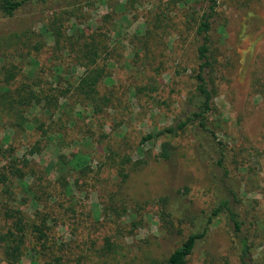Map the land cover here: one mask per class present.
<instances>
[{"label": "rangeland", "instance_id": "1", "mask_svg": "<svg viewBox=\"0 0 264 264\" xmlns=\"http://www.w3.org/2000/svg\"><path fill=\"white\" fill-rule=\"evenodd\" d=\"M208 4L48 0L14 18L0 13V39L25 32L23 44L32 54L31 43L46 45L37 54L40 66L33 65L29 76L39 98L59 109L54 122L44 121L33 137L0 113V148H15L36 172L28 190L14 185L13 194H5L0 185V203L8 201L31 225L19 264H164L190 235L206 229L188 264H240L234 226L225 215H213L224 199L243 222L255 264H264V0H218L211 35L218 71L208 119L212 133L196 123L142 143L146 135L194 111L189 99L197 67L196 30ZM45 25L58 36L70 27L86 35L100 29L105 73L99 96L85 108L67 101L72 81L52 78L54 45L42 34ZM26 51L23 59H13L10 70L21 71ZM70 51L62 55L72 53L79 62V54ZM258 65L253 87L251 74ZM77 70L78 75L84 71ZM37 108L30 116L45 119ZM166 142L168 160L162 158ZM35 146L37 153L29 155ZM221 146L228 174L219 163ZM80 156L87 163L72 166L84 161ZM11 223L3 221L2 228ZM0 264H8L2 250Z\"/></svg>", "mask_w": 264, "mask_h": 264}, {"label": "trees", "instance_id": "2", "mask_svg": "<svg viewBox=\"0 0 264 264\" xmlns=\"http://www.w3.org/2000/svg\"><path fill=\"white\" fill-rule=\"evenodd\" d=\"M37 2H48V0H0V13L5 18H14L22 10L26 9L29 5ZM218 8V0H209V4L203 15L201 16L200 22L196 30V60L197 67L194 70V92L190 97L189 101L194 106V111L189 113L186 120L179 121L176 125H171L163 130H159L156 133L146 135L142 143H147L152 140H157L164 135L172 136L177 135L178 132L185 131L190 126L198 123L204 131L211 132L209 127L208 119L211 110L213 109L214 99L216 98V58L214 53V41L212 40V31L214 30V24L216 21ZM100 29L93 32L92 34L86 35L80 27H70L65 30L64 34L56 35L50 32L49 26L45 25L43 28L44 35L51 39L52 48V60L55 62L54 68L60 73L57 75L55 69L52 70V78L57 83L62 81H72L69 87H72V99H68V102H75L74 105L82 106L85 108L88 101H93L99 96L98 88L101 84V80L104 77V67L101 63V54L103 49L102 34L99 32ZM68 32L71 34H68ZM27 33V32H26ZM25 32H16L4 35L0 39V73L3 75L0 79V113L6 115L10 119H15L19 122V128L28 137H33L37 130L43 129L45 125L44 121L54 122V116L59 113L57 105H51L44 103L45 101L39 97V93L33 88L29 74L32 75L31 71L36 70L35 66H40L37 60V54L42 51L41 41L36 40V43H31L32 50L23 44ZM27 58L23 60L21 71H13L9 69L14 58L20 55L23 59V51L26 50ZM78 53L79 62L87 61L82 64L78 61H74L72 53L66 58L62 53L67 52ZM25 55V56H26ZM66 59L69 63L67 64ZM21 61V60H19ZM260 64V63H257ZM35 65V66H33ZM70 67L74 71H69ZM82 67L84 71L78 75L77 69ZM29 72H25V69ZM259 65L253 70L251 74V81L253 87L258 81V70ZM255 72V73H254ZM257 72V73H256ZM257 80V81H256ZM52 84V83H51ZM32 85V86H31ZM92 91V94L90 93ZM43 94H48L47 90H43ZM48 101V96L46 97ZM41 109V115L45 119L41 120L30 116L32 110L36 108ZM68 107V105H66ZM65 107V108H66ZM37 108V109H38ZM61 137V133H57ZM56 135V133H54ZM213 135L215 133L213 132ZM10 138L7 139L9 141ZM222 144V142H220ZM170 143L166 142L162 145V158L168 160L170 158ZM38 151V147L35 146L28 150L29 155H35ZM0 185L3 186L5 194H13L11 191L14 185L20 186L23 189L29 188L28 180L35 177L36 172L34 167L26 156L19 157L15 148L2 147L0 148ZM220 165L226 170L227 152L226 149L221 146L220 148ZM82 156V155H81ZM79 157L84 160L77 165L70 163L72 166H82L87 163V157ZM131 162V160H127ZM63 162L58 161V165H62ZM139 164L133 167L138 169ZM84 169L81 168V171ZM226 170V174H228ZM122 175L128 178V174L124 172ZM8 201L0 203V251L2 250L3 255L6 258L8 264H19L22 255V246L24 245L25 235L27 234V224L25 217L19 210L10 209ZM213 215L223 216L225 215L230 223L234 226L235 237L239 243V262L240 264H255L253 246L250 238L243 231V222L239 220V214L231 207L230 199H224L220 205L215 209ZM212 219V218H211ZM12 220L11 226L7 229L2 228V223L5 221L8 223ZM212 221V220H211ZM30 225V224H28ZM31 226V225H30ZM4 230V231H3ZM208 232L206 229L202 233L192 234L188 237L184 243L172 252L164 264H188L189 258L193 254L196 245L199 240L203 239ZM41 241L43 237L38 236ZM33 264H42L38 261H34Z\"/></svg>", "mask_w": 264, "mask_h": 264}]
</instances>
